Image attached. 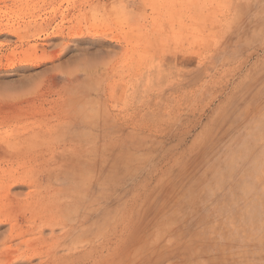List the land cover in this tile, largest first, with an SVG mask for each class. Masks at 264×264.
Returning <instances> with one entry per match:
<instances>
[{
    "label": "rangeland",
    "instance_id": "obj_1",
    "mask_svg": "<svg viewBox=\"0 0 264 264\" xmlns=\"http://www.w3.org/2000/svg\"><path fill=\"white\" fill-rule=\"evenodd\" d=\"M0 264H264V0H0Z\"/></svg>",
    "mask_w": 264,
    "mask_h": 264
}]
</instances>
